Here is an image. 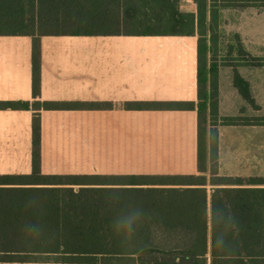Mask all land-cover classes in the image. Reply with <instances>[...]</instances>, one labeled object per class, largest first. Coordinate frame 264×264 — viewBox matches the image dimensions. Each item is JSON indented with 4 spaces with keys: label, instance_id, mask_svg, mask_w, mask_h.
I'll return each instance as SVG.
<instances>
[{
    "label": "trees",
    "instance_id": "obj_1",
    "mask_svg": "<svg viewBox=\"0 0 264 264\" xmlns=\"http://www.w3.org/2000/svg\"><path fill=\"white\" fill-rule=\"evenodd\" d=\"M101 1L0 0V26L20 27L25 21L38 28L0 29V35L32 38L34 99L40 93L41 36L197 34L196 105L136 103L125 108L196 111L202 175L44 176L38 112L81 105L4 103L5 108L33 111L32 171L0 175V264H38L51 257L63 264H264V189L222 188L230 180L218 178L217 126L264 125V119L218 122V66L206 45L207 37L212 40V0H193L196 15L182 13L180 0H118L124 15L116 26L123 30L114 32L100 29ZM234 85L254 105L248 84L234 75Z\"/></svg>",
    "mask_w": 264,
    "mask_h": 264
},
{
    "label": "crops",
    "instance_id": "obj_2",
    "mask_svg": "<svg viewBox=\"0 0 264 264\" xmlns=\"http://www.w3.org/2000/svg\"><path fill=\"white\" fill-rule=\"evenodd\" d=\"M182 1V13L197 14L193 0H184L191 4L186 10L181 8ZM101 4L100 29L122 31L116 25H122L124 7H119L118 0H102ZM228 9L239 16L233 31L247 54L245 59L263 58L264 8L238 1ZM27 24L0 29H38ZM39 42L40 93L34 99L32 38L0 35V175L32 171L33 111L3 107L16 102L81 105L38 112L44 176L202 175L197 163L196 111L125 108L136 103L196 105L197 34L46 35ZM244 57L237 61L230 56L223 64L216 61L218 122L222 118L264 119V65L254 66ZM234 75L248 84L254 105L240 95ZM93 104L103 108L92 109L89 105ZM217 131L218 178L230 180L220 187L264 189V125H219ZM38 264L63 263L51 257Z\"/></svg>",
    "mask_w": 264,
    "mask_h": 264
},
{
    "label": "rangeland",
    "instance_id": "obj_3",
    "mask_svg": "<svg viewBox=\"0 0 264 264\" xmlns=\"http://www.w3.org/2000/svg\"><path fill=\"white\" fill-rule=\"evenodd\" d=\"M216 11L214 10V19L212 21V40L207 37V47H210L212 50V55L216 61H219L221 64L228 62V57L234 56L235 60L239 61L240 58L246 56V52L240 42L239 36L235 34L233 31V25L238 19V15L230 12L229 7L236 5V2H240V5H252V6H263L264 0H214ZM191 4L186 1H182L181 8L182 10L189 9ZM226 9L225 11H223ZM218 12V13H217ZM209 17L207 18V20ZM207 32V31H206ZM208 34V32H207ZM198 36V35H197ZM209 56V59L210 57ZM207 60V59H206ZM244 60L248 61L250 64L254 66H262L264 65V57L263 58H247ZM208 122H210L208 120ZM255 183V182H254ZM207 190L210 191L211 187L207 186ZM51 261V260H50ZM207 264H210L209 260Z\"/></svg>",
    "mask_w": 264,
    "mask_h": 264
}]
</instances>
